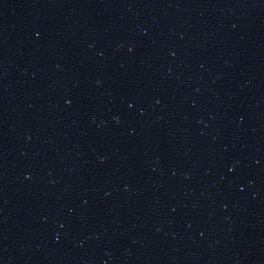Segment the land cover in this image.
Segmentation results:
<instances>
[{
  "label": "water",
  "instance_id": "water-1",
  "mask_svg": "<svg viewBox=\"0 0 264 264\" xmlns=\"http://www.w3.org/2000/svg\"><path fill=\"white\" fill-rule=\"evenodd\" d=\"M0 264H264V0H0Z\"/></svg>",
  "mask_w": 264,
  "mask_h": 264
}]
</instances>
